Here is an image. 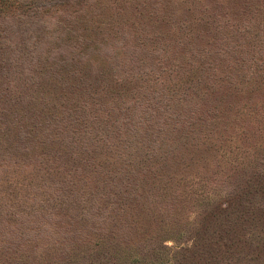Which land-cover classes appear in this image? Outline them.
I'll return each instance as SVG.
<instances>
[{
  "label": "rangeland",
  "instance_id": "rangeland-1",
  "mask_svg": "<svg viewBox=\"0 0 264 264\" xmlns=\"http://www.w3.org/2000/svg\"><path fill=\"white\" fill-rule=\"evenodd\" d=\"M123 233L264 264V0H0V264Z\"/></svg>",
  "mask_w": 264,
  "mask_h": 264
},
{
  "label": "trees",
  "instance_id": "trees-1",
  "mask_svg": "<svg viewBox=\"0 0 264 264\" xmlns=\"http://www.w3.org/2000/svg\"><path fill=\"white\" fill-rule=\"evenodd\" d=\"M171 191V193L169 192ZM161 199L165 200L167 196H171V200H178V197L183 195H188L189 198L194 200L206 195L205 184L202 182H194L191 180L190 183L184 184V188L179 191L178 188L172 185V189L167 187L161 188L160 191ZM82 205V202H80ZM92 206V205H90ZM88 207L86 213L91 212V207ZM86 205L79 208L77 212L76 220H85L86 213L84 212ZM99 219V218H97ZM98 238L104 237V232L102 228L97 229ZM92 232L96 233V228H88L87 223H80L78 227L73 230V241L65 242L67 246L62 247H50L45 251L46 255L58 254L59 252H65L67 255H83L90 250L88 240ZM55 234L58 235L56 232ZM101 240V239H98ZM110 241H105L104 245H100V242L96 243L94 247L98 249V252H103L102 256L107 258V260H112L116 264H138L140 259L147 261V264H183V259L185 258L186 252L189 250L187 247H181L179 250H171L166 244H161L160 247L154 248L149 253L145 254L140 252V247L137 246L139 240L133 238L132 235L128 233H123L120 236L113 235ZM106 242H109L108 245ZM49 247V246H47ZM9 250V247H7ZM153 261V262H152ZM145 263V262H144Z\"/></svg>",
  "mask_w": 264,
  "mask_h": 264
}]
</instances>
